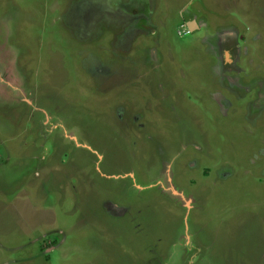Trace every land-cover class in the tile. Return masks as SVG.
I'll use <instances>...</instances> for the list:
<instances>
[{
  "label": "rangeland",
  "instance_id": "obj_1",
  "mask_svg": "<svg viewBox=\"0 0 264 264\" xmlns=\"http://www.w3.org/2000/svg\"><path fill=\"white\" fill-rule=\"evenodd\" d=\"M183 1L151 6L155 47L209 111L140 124L111 107L115 78L143 65L133 41L60 31L72 10L85 22L82 0L67 14L68 0H0V264H264V93L244 108L264 91V0ZM212 70L228 78L222 113L200 82Z\"/></svg>",
  "mask_w": 264,
  "mask_h": 264
},
{
  "label": "flooded vegetation",
  "instance_id": "obj_2",
  "mask_svg": "<svg viewBox=\"0 0 264 264\" xmlns=\"http://www.w3.org/2000/svg\"><path fill=\"white\" fill-rule=\"evenodd\" d=\"M157 1L158 0H82L81 8L84 11L81 17L85 22H74L73 19L76 18L75 16L77 13L72 10L71 14L73 19L70 22H67V24L58 23V29L62 31V29L66 28V31L70 32L73 37L78 39L77 43H81V38L84 37V34H90L87 37L90 38L92 33H102L103 30H109L115 42H117L119 37L123 36L126 39V49L130 47L132 41L134 42L136 49L140 53L139 58L143 65L140 67L139 72L128 71L124 73L125 76L123 77H114L118 83H113L112 85L116 84V86H119V89L114 90L116 91L114 95L117 96V99L114 101V103H116L111 105L112 113L116 118L125 117L132 123L136 122L141 124L145 121L152 123H158L159 121L178 122V112H182L183 106L188 110L190 106H199V103L201 111H209V106L207 105L210 103H207L208 99L199 94L203 87L197 86L195 88L191 77L192 73H190L189 69L186 70L184 67L162 66L164 58L163 55H160V46L159 48L155 47V45H158L157 40L159 35H161V30L157 28L154 22H151L150 18L151 6ZM75 2L76 0H68L66 5H64V9L66 8L64 14H67L69 10L74 7ZM190 2L191 0H185L182 3H186L185 5H187V3ZM93 5L95 8H93ZM99 5L102 6L99 8ZM105 5L106 7L103 8ZM180 25L184 26L183 32L188 34V32L197 29L200 23L194 22V24H188V22H180ZM177 32L179 33L180 30L177 29ZM181 34L182 35L179 36H188L187 34ZM145 35H148V38L150 37V41H146L143 37ZM214 35L217 38V43H219V39H223L225 35L224 26H218L216 31L210 35H203L202 40L208 36L214 37ZM134 38L135 40H133ZM73 42L76 43V40H73ZM77 45L80 46V44ZM165 48L166 55L171 58L172 52L169 50V46L165 45ZM150 59H152V61L155 59L157 66H155V63L153 65H148L150 64ZM130 69L131 68H128V70ZM83 70L88 72L90 76L95 74L89 67L86 68L84 66ZM108 74L110 75L113 73L111 72ZM211 75L212 82L204 83L202 78L200 82L205 86L211 84V87L207 90L210 95L206 96L216 104L218 111L222 113L225 107L231 104V101L226 97L224 93L225 89H222L223 92L219 89L216 98L213 96V91L220 87L225 88L223 80L228 78L226 74H220L219 71L215 72L212 70ZM201 76L203 78L205 77V75ZM106 78L114 82L113 76H106ZM236 78L237 83L235 86L243 87L244 85L240 81V78L238 76ZM125 84H127L132 92L136 93L137 100L126 99L129 89H127ZM231 90L233 92L232 102H239L241 104L243 98L241 90ZM256 90L254 91V99H245L244 108L247 113H250L254 106L258 107V103L261 102L259 98L264 91ZM186 99L190 102H187ZM104 115L109 117V112ZM186 115L188 117L187 112ZM180 117L184 120V116L180 115ZM221 166H223V163Z\"/></svg>",
  "mask_w": 264,
  "mask_h": 264
},
{
  "label": "bare ground",
  "instance_id": "obj_3",
  "mask_svg": "<svg viewBox=\"0 0 264 264\" xmlns=\"http://www.w3.org/2000/svg\"><path fill=\"white\" fill-rule=\"evenodd\" d=\"M190 24H193V23H190Z\"/></svg>",
  "mask_w": 264,
  "mask_h": 264
},
{
  "label": "water",
  "instance_id": "obj_4",
  "mask_svg": "<svg viewBox=\"0 0 264 264\" xmlns=\"http://www.w3.org/2000/svg\"><path fill=\"white\" fill-rule=\"evenodd\" d=\"M193 22V21H192Z\"/></svg>",
  "mask_w": 264,
  "mask_h": 264
}]
</instances>
